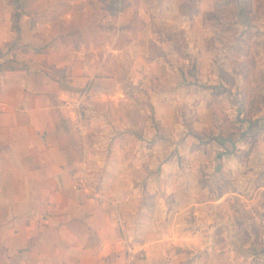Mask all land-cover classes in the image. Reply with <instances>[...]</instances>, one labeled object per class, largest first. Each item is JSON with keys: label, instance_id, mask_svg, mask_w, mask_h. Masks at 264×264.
Returning a JSON list of instances; mask_svg holds the SVG:
<instances>
[{"label": "crops", "instance_id": "0c3cea01", "mask_svg": "<svg viewBox=\"0 0 264 264\" xmlns=\"http://www.w3.org/2000/svg\"><path fill=\"white\" fill-rule=\"evenodd\" d=\"M28 3L0 0V264H188L173 247L192 235L191 213L204 228L217 219L220 196L190 200L189 173L159 147L174 142L150 120H126L122 80L67 60L62 38L49 36L60 21ZM179 5L161 0L138 13L150 22L149 35L137 37L141 54L149 38L158 44L151 16L141 14L186 28ZM198 8L211 7L200 0ZM141 59L133 65L137 81L157 118L177 124L173 114L191 84L177 94L154 84L168 76L184 87L189 74L141 71Z\"/></svg>", "mask_w": 264, "mask_h": 264}, {"label": "rangeland", "instance_id": "374dc122", "mask_svg": "<svg viewBox=\"0 0 264 264\" xmlns=\"http://www.w3.org/2000/svg\"><path fill=\"white\" fill-rule=\"evenodd\" d=\"M159 1L22 0V6L29 2L45 12L42 18L60 21L59 31L49 36L62 38L59 47L67 60L122 80L125 119L150 120L155 133L174 142L159 147L189 173L192 202L220 196L217 219L206 228L198 214L187 218L192 235H184L182 247H173L183 252L180 263L264 264V0H203L209 10H199L200 0H179L186 28L169 29L165 19L157 25L154 12L145 11L141 15L151 16L158 44L149 38L143 55L137 37L149 35L150 22L138 13ZM199 47L207 56L198 54ZM137 56L141 71L146 65L150 73H161L163 67L169 76L189 74L184 87L168 76L154 84V91L160 85L169 94L185 93L191 84L189 100L176 105L172 121L177 124L163 126L157 118L137 81ZM221 126L230 132L221 133ZM204 230L209 235H202Z\"/></svg>", "mask_w": 264, "mask_h": 264}, {"label": "trees", "instance_id": "16d2710c", "mask_svg": "<svg viewBox=\"0 0 264 264\" xmlns=\"http://www.w3.org/2000/svg\"><path fill=\"white\" fill-rule=\"evenodd\" d=\"M16 17L18 18L19 17V13L17 12L16 13ZM227 117H225L224 116V119H226ZM228 119V118H227ZM229 120V123L230 124H228L229 126H235V123L233 122V121H231L230 119H228ZM224 127V126H223ZM221 133H223V132H225V133H229L230 131H228V130H223L222 131V126L220 127V130H219Z\"/></svg>", "mask_w": 264, "mask_h": 264}, {"label": "built area", "instance_id": "2783aa9c", "mask_svg": "<svg viewBox=\"0 0 264 264\" xmlns=\"http://www.w3.org/2000/svg\"><path fill=\"white\" fill-rule=\"evenodd\" d=\"M127 264H134V263H133V261H132V259H131V260L128 261Z\"/></svg>", "mask_w": 264, "mask_h": 264}]
</instances>
